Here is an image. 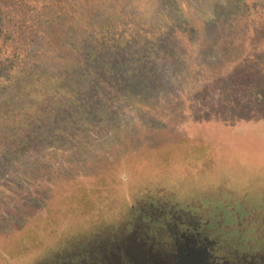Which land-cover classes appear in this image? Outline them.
I'll return each mask as SVG.
<instances>
[{
  "label": "rangeland",
  "instance_id": "obj_1",
  "mask_svg": "<svg viewBox=\"0 0 264 264\" xmlns=\"http://www.w3.org/2000/svg\"><path fill=\"white\" fill-rule=\"evenodd\" d=\"M6 3L0 264H264V0Z\"/></svg>",
  "mask_w": 264,
  "mask_h": 264
},
{
  "label": "trees",
  "instance_id": "obj_2",
  "mask_svg": "<svg viewBox=\"0 0 264 264\" xmlns=\"http://www.w3.org/2000/svg\"><path fill=\"white\" fill-rule=\"evenodd\" d=\"M12 5L9 7L11 10V18L14 22H16V18L19 21L27 22L25 17H20V11L23 12V7L39 10L41 16L50 13H57L61 18L59 22H75L77 21V29H79L78 22H111L114 16H111V10L114 11V14L118 10L121 11V7L123 6V2L127 0H9ZM58 1V2H57ZM129 1V0H128ZM21 4V10L18 11L16 8V4ZM6 0H0V13H2L3 9L6 8ZM122 4V5H121ZM110 9V10H108ZM108 10V11H107ZM118 13V16L121 14ZM117 15V14H116ZM50 16V14H49ZM107 16V17H106ZM71 18H77L75 21H72ZM48 22H52L49 19ZM58 22V21H57ZM74 27L75 25L72 24ZM4 34V36H2ZM0 36L2 39L0 40V78L3 79L4 76L2 73V67H7L8 70L17 71L20 68L26 67L25 60V52L24 41L18 40L12 36V34L6 32L3 26L0 25ZM21 38V36H20ZM11 49V54L4 58L5 50L8 51ZM8 61L6 66L5 62ZM5 61V62H4ZM2 64V66H1ZM10 78V77H9Z\"/></svg>",
  "mask_w": 264,
  "mask_h": 264
}]
</instances>
